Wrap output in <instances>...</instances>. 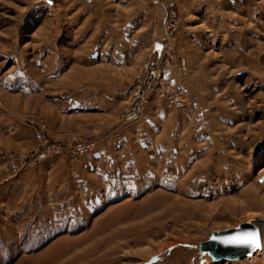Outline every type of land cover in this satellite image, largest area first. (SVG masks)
Listing matches in <instances>:
<instances>
[{
  "label": "rangeland",
  "instance_id": "obj_1",
  "mask_svg": "<svg viewBox=\"0 0 264 264\" xmlns=\"http://www.w3.org/2000/svg\"><path fill=\"white\" fill-rule=\"evenodd\" d=\"M53 1L0 0V155L35 152L30 121L50 144L65 142L61 155L13 177L0 159V188L29 173L17 191H0V264H264V243L239 260L205 250L246 222L264 233V0H100L107 16L94 3ZM168 16L177 25L166 80L185 108L150 96L141 119L124 124L132 79ZM100 21L113 23L115 47L104 46L106 32L85 40ZM158 103L166 116H156ZM148 119L166 124L152 136L158 145L133 149L134 180L147 190L107 199V180L124 188L130 179L129 131ZM72 137L96 147L73 156Z\"/></svg>",
  "mask_w": 264,
  "mask_h": 264
},
{
  "label": "built area",
  "instance_id": "obj_2",
  "mask_svg": "<svg viewBox=\"0 0 264 264\" xmlns=\"http://www.w3.org/2000/svg\"><path fill=\"white\" fill-rule=\"evenodd\" d=\"M46 1V0H44ZM151 7L160 5V0H143ZM86 5H92L94 0H82ZM169 17L166 26V33L160 43L158 50H151L144 63L137 71L132 79L130 89L131 102L121 114V122L124 124L137 123L142 115L146 105L149 102L150 96L158 97L164 100L174 109L182 110L185 108V101L182 96L170 86L166 80L171 72L172 53L170 44L174 38V32L177 22L174 17ZM186 65L181 60L177 66L178 71L185 72ZM33 126L34 138L37 142V147L34 153H20L13 155L10 151H4L0 155L3 164V169L10 177L19 174L23 169L33 168L48 158L59 156L64 152L61 142L50 144L46 137L45 126L40 122L30 121ZM68 153L73 156H81L93 151L96 143L91 138L72 137L69 141Z\"/></svg>",
  "mask_w": 264,
  "mask_h": 264
},
{
  "label": "crops",
  "instance_id": "obj_3",
  "mask_svg": "<svg viewBox=\"0 0 264 264\" xmlns=\"http://www.w3.org/2000/svg\"><path fill=\"white\" fill-rule=\"evenodd\" d=\"M48 1H50V4H53L54 3L53 0H48ZM100 2H101L100 0H94L95 9L96 10H99V13H100L101 16H107L108 15L107 9H104L103 10V8H106V7H104V6L102 7ZM84 6L88 7L87 5H84ZM114 31H116V29L113 28V23L112 22H110V23H103L102 21H100L97 24H95L94 35L92 37H90V38L87 35V37H86L85 40L87 42L88 41L90 42V39L93 40L94 38H96L93 41L97 42L98 39L100 38V36H102L106 32L104 34L105 37H106L105 38L106 40H105L104 46L115 47V45H117V40L113 39V33L116 34L117 31L116 32H114ZM113 58H116V57H111L110 64H115L113 62ZM69 73L70 72H68V74ZM63 74H65V73H63ZM175 81L176 82H174V86L176 87V89L179 90L180 92H184V90L186 89L185 88V85H184L185 82H183V80H181L180 78L177 79V80H175ZM127 87L128 86L123 87L119 92L114 93V95L115 96L123 95L125 93V90L127 89ZM101 91L102 90L96 89L94 91V94L99 96L102 93ZM152 106H154V105H152ZM157 106H158V108L153 107L154 109H156L154 111L155 114H156V116L157 117L158 116L161 117V115H162L161 113H163L164 116H166L165 107H167V105H165L164 107H161V105H159V103H158ZM157 113H159V114L157 115ZM161 122H162L161 120L148 119V120L143 121V123L140 124V125H138L137 127H133L131 132L129 131V133H130L129 136L131 135V140H133V142L135 143L134 148L133 147H131V148L129 147L128 150H127L128 151V159L134 160V163H131V164H128L127 165V168H130V173H127L126 176L130 177V179H127V183H126V186L124 185V188H119V187L114 186L115 184L118 185V180L117 179L110 178L109 181L107 180L106 183H109L110 185H113V186H110L108 188L106 187V189H103V191L104 192H112V193L114 192L113 196L111 195L110 197H108L109 196L108 195L107 196V199L108 198L109 199L110 198H114L115 200H117V198H119L118 195H117V193L119 191H135V192H141V191L147 190V188H145L142 184H136V182L134 180L137 177L139 179L140 176H142V175H140V173H142V172H141V169H140V166L141 165L135 163V160H137V159H136V157L134 155V150L133 149H135V147H136V148H138L140 150L145 151V150H148V147H150L151 145H158L156 143V138H153L152 136H158V134L162 133V127L163 126L161 124H166V119H164V121L162 123ZM118 138L119 139H117V140H119V141H122V140H125L126 139V142H127L126 144L127 145L129 143V141H131L129 139V137H125V138L118 137ZM132 167L133 168L136 167V170L133 171V168ZM41 170H43V169H41ZM137 171H139L140 173H137ZM28 174L29 173L20 175L19 178L16 179V181H15L16 183L15 184H10V183L4 184L2 186V188H0V191L2 193H4V194L6 192H9L10 193V192H12V190L17 191L19 189V188H17V186H19V187L22 186V184L24 183L25 177ZM41 174H39V175H41ZM138 175H140V176H138ZM31 181H32V179H31ZM96 182H98V181L96 180ZM104 183H105V181H104ZM31 185H32V183H31ZM105 200L106 199H104L102 201H105ZM32 201H29L28 204L30 205L32 203ZM27 202H28V200H27ZM41 202H42V204H41ZM45 202H47V203H45ZM38 203H39L38 204L39 207L40 206H43V207L44 206H48V207H55L56 206L54 204L49 203V201H43V200L40 201L39 200ZM59 206H61V205H59Z\"/></svg>",
  "mask_w": 264,
  "mask_h": 264
},
{
  "label": "water",
  "instance_id": "obj_4",
  "mask_svg": "<svg viewBox=\"0 0 264 264\" xmlns=\"http://www.w3.org/2000/svg\"><path fill=\"white\" fill-rule=\"evenodd\" d=\"M159 48L160 44L155 43L154 49L158 50ZM249 232L258 233L259 239L257 226L253 223L246 222L236 228L225 230L216 234L214 238L205 245V250L214 254L217 259L220 260H239L251 256L258 251L260 247V240L259 246L233 240L234 237H239Z\"/></svg>",
  "mask_w": 264,
  "mask_h": 264
},
{
  "label": "snow or ice",
  "instance_id": "obj_5",
  "mask_svg": "<svg viewBox=\"0 0 264 264\" xmlns=\"http://www.w3.org/2000/svg\"><path fill=\"white\" fill-rule=\"evenodd\" d=\"M233 240L259 246L258 233L256 232L245 233L242 236L234 237Z\"/></svg>",
  "mask_w": 264,
  "mask_h": 264
},
{
  "label": "bare ground",
  "instance_id": "obj_6",
  "mask_svg": "<svg viewBox=\"0 0 264 264\" xmlns=\"http://www.w3.org/2000/svg\"><path fill=\"white\" fill-rule=\"evenodd\" d=\"M262 221V220H260V219H255V221ZM262 224H263V227H264V220H263V222H262ZM259 231V230H258ZM259 240H260V245H261V243H264V233L263 232H261V231H259Z\"/></svg>",
  "mask_w": 264,
  "mask_h": 264
}]
</instances>
